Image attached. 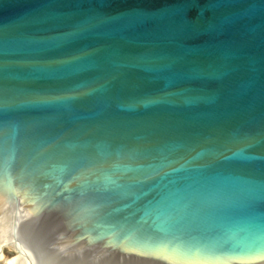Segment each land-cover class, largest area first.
<instances>
[{"label": "water", "instance_id": "obj_1", "mask_svg": "<svg viewBox=\"0 0 264 264\" xmlns=\"http://www.w3.org/2000/svg\"><path fill=\"white\" fill-rule=\"evenodd\" d=\"M0 264H264V0H0Z\"/></svg>", "mask_w": 264, "mask_h": 264}]
</instances>
